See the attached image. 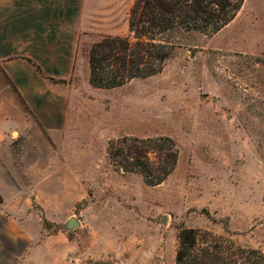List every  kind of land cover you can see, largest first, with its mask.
Here are the masks:
<instances>
[{
  "label": "rangeland",
  "instance_id": "374dc122",
  "mask_svg": "<svg viewBox=\"0 0 264 264\" xmlns=\"http://www.w3.org/2000/svg\"><path fill=\"white\" fill-rule=\"evenodd\" d=\"M135 1H117L115 17L98 24L84 19L62 144H13L23 157L8 162L10 182L20 191L0 218V264H174L185 228L264 256V0H244L215 35H163L173 52L160 74L95 89L88 52L130 35ZM159 136L180 155L158 186L106 158L120 138Z\"/></svg>",
  "mask_w": 264,
  "mask_h": 264
},
{
  "label": "crops",
  "instance_id": "0c3cea01",
  "mask_svg": "<svg viewBox=\"0 0 264 264\" xmlns=\"http://www.w3.org/2000/svg\"><path fill=\"white\" fill-rule=\"evenodd\" d=\"M117 1L127 0H0V218L20 191L10 182L8 162L23 157L13 144H62L69 128L65 82L76 86L77 41L90 29L84 19L114 18Z\"/></svg>",
  "mask_w": 264,
  "mask_h": 264
},
{
  "label": "trees",
  "instance_id": "16d2710c",
  "mask_svg": "<svg viewBox=\"0 0 264 264\" xmlns=\"http://www.w3.org/2000/svg\"><path fill=\"white\" fill-rule=\"evenodd\" d=\"M243 3L244 0H136L129 14L130 35L108 36L91 46L90 86L111 90L160 74L173 52L163 35L177 30L215 35L234 20ZM32 65L42 74L36 64ZM179 155L177 143L167 136L123 137L112 142L106 152L116 171L139 175L150 187L162 184L174 172ZM174 264H264V256L259 250L234 246L211 232L185 228L178 235Z\"/></svg>",
  "mask_w": 264,
  "mask_h": 264
},
{
  "label": "water",
  "instance_id": "95a60500",
  "mask_svg": "<svg viewBox=\"0 0 264 264\" xmlns=\"http://www.w3.org/2000/svg\"><path fill=\"white\" fill-rule=\"evenodd\" d=\"M67 227H68V228H74V227H76V223H75V221H74V220H71V221L68 223Z\"/></svg>",
  "mask_w": 264,
  "mask_h": 264
}]
</instances>
